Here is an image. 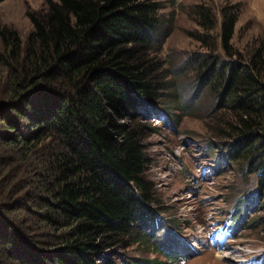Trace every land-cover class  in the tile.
Masks as SVG:
<instances>
[{"label": "trees", "instance_id": "16d2710c", "mask_svg": "<svg viewBox=\"0 0 264 264\" xmlns=\"http://www.w3.org/2000/svg\"><path fill=\"white\" fill-rule=\"evenodd\" d=\"M194 8L207 38L216 14ZM161 9L159 0H46L27 14L24 42L0 28V264H118L121 250L148 241L156 213L145 132L156 125L139 118L177 122L164 101L176 78L152 55L171 31ZM219 13L225 57L212 49L184 65L217 100L209 127L225 158L253 176L259 202L264 35L233 59L239 7L226 2ZM243 218L228 221L235 235ZM168 240L154 245L165 259L142 264L176 263L181 253Z\"/></svg>", "mask_w": 264, "mask_h": 264}, {"label": "rangeland", "instance_id": "374dc122", "mask_svg": "<svg viewBox=\"0 0 264 264\" xmlns=\"http://www.w3.org/2000/svg\"><path fill=\"white\" fill-rule=\"evenodd\" d=\"M45 1L3 0L0 28L14 29L24 42L32 28L27 14L45 8ZM159 1L162 17L172 16L171 31L158 37L163 45L152 55L163 60L169 78H176L177 90L171 95L166 91L168 100L164 101L177 122L165 123L166 115L139 118L150 128L156 125V131L145 132V142L149 158L146 178L154 188L151 206L157 216L145 228L148 241L121 250L123 260L118 264L165 259L154 246L164 238L181 253L174 264H264V199H255L253 176L225 158L227 149L209 127L215 121L218 102L208 88L195 85L194 69L184 65L194 54L212 53V49L225 57L219 39V11L226 2L239 7L232 39V58L238 59L249 41L264 35V0ZM197 4L216 14L215 32L207 38L196 20ZM244 195L242 206L238 200ZM231 215L244 217L237 235L228 225ZM166 247L160 246L162 251Z\"/></svg>", "mask_w": 264, "mask_h": 264}]
</instances>
